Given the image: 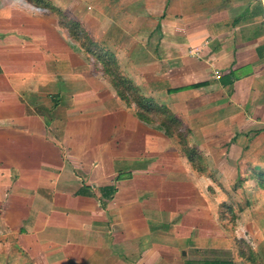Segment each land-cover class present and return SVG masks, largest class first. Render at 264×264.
Listing matches in <instances>:
<instances>
[{
    "label": "crops",
    "instance_id": "crops-1",
    "mask_svg": "<svg viewBox=\"0 0 264 264\" xmlns=\"http://www.w3.org/2000/svg\"><path fill=\"white\" fill-rule=\"evenodd\" d=\"M45 3L180 119L203 170ZM261 175L264 0H0V264H264ZM236 185L253 204L232 216Z\"/></svg>",
    "mask_w": 264,
    "mask_h": 264
},
{
    "label": "trees",
    "instance_id": "trees-1",
    "mask_svg": "<svg viewBox=\"0 0 264 264\" xmlns=\"http://www.w3.org/2000/svg\"><path fill=\"white\" fill-rule=\"evenodd\" d=\"M37 5L42 4V0H36ZM44 7L50 8L59 15L60 23L67 28L71 37L80 43L84 51L94 57L103 67L105 74L112 77L114 87L121 99L129 106L135 107L137 116L148 124H158L165 134L170 138H177L182 150L188 157L192 165L203 170L204 159L195 147L188 144V136L182 132L183 123L179 118L167 107L160 106L153 100H150L140 94V92L131 85V82L122 75L118 65L116 54L112 51L102 49L87 33L81 23L70 19L61 10L55 8L50 3L44 4ZM258 183L264 189V175L258 177ZM223 213L234 215L231 206L222 205Z\"/></svg>",
    "mask_w": 264,
    "mask_h": 264
},
{
    "label": "rangeland",
    "instance_id": "rangeland-1",
    "mask_svg": "<svg viewBox=\"0 0 264 264\" xmlns=\"http://www.w3.org/2000/svg\"><path fill=\"white\" fill-rule=\"evenodd\" d=\"M238 186L239 185H236V188L233 192H231L229 198H230V206L233 208H237L239 206H242L243 204H245V202H248L247 205L249 206L250 204H253V200L252 198H248V197H244V196H239L238 193H237V190H238ZM217 188H219L218 186H216ZM234 189V187L232 188V190ZM222 191H224L222 188H221ZM228 198V199H229ZM242 204V205H241ZM228 205V204H227ZM222 217H224V215H222Z\"/></svg>",
    "mask_w": 264,
    "mask_h": 264
}]
</instances>
